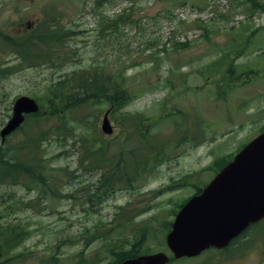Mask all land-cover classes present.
I'll use <instances>...</instances> for the list:
<instances>
[{"label":"rangeland","instance_id":"1","mask_svg":"<svg viewBox=\"0 0 264 264\" xmlns=\"http://www.w3.org/2000/svg\"><path fill=\"white\" fill-rule=\"evenodd\" d=\"M255 2L264 5V0H0V131L17 98L30 96L47 109V88L73 71L99 68L120 77L123 70L135 96L111 113L112 136L101 131L110 105L98 103L99 109L80 112L83 124L70 123L72 138H51L42 147L54 174L47 193L23 184L0 186V224L18 226L23 238L17 249L2 254V262L21 253L22 261L11 264H116V254L128 249L170 253L165 239L179 207L216 176L222 159L232 161L264 132V10ZM47 22L70 35L50 59L36 57L48 48L35 43L37 51L24 61L12 40L32 38ZM243 43L247 47L236 50ZM137 114L146 118L139 129L165 152L161 165L145 178L97 189L108 163L127 160L138 143L136 135L128 137L123 119ZM167 138L172 144L165 145ZM101 143L107 161L93 168L86 156ZM171 261L264 264V223L227 250Z\"/></svg>","mask_w":264,"mask_h":264},{"label":"trees","instance_id":"2","mask_svg":"<svg viewBox=\"0 0 264 264\" xmlns=\"http://www.w3.org/2000/svg\"><path fill=\"white\" fill-rule=\"evenodd\" d=\"M102 1L104 0H97L99 4ZM256 3L258 2L254 3L255 6L264 10L263 4L258 5ZM168 13L171 12L168 11ZM124 15L125 13L120 15L119 18ZM105 18L104 16L102 20H105L104 23H107L108 20ZM44 25L46 29L36 33L32 38L22 41L12 40L10 45H13L20 52L24 61L27 58L32 59L30 56L31 51H37L38 47L34 49L35 43H40L47 46L45 48H48L46 51H38L36 57L39 59H50L54 55V48H57L61 40L66 39V35H70V32L63 31L56 24L50 25L47 22ZM51 46L53 47L50 48ZM246 47V44L243 43L237 45L236 50H242ZM250 72L255 75L257 74L253 70ZM120 73V77H115L106 74L104 70L99 68H86L78 72L66 73L62 79L52 83L47 88L45 94L47 106L49 105L48 108L45 109L44 104H40L38 101L41 108L40 111L28 116L24 125L15 133L21 135V137L14 141L9 138L0 146V186H18L23 184L30 186L33 190L43 188L44 193H47V188L50 187L54 180V174L49 169L42 147L51 141V138L60 139L67 136L72 138L70 123L75 121L83 124L85 117L79 115L80 112L88 107H97L96 104L98 103H107L113 112L129 105L135 96L127 85V78L123 75L125 71L122 70ZM55 118H58L59 122L46 126L48 122ZM123 119L128 123L125 129L128 137L131 139L132 136L136 135L134 139L138 143L128 151L129 157L127 160L120 158L117 163L115 161L108 163L110 164L108 168H111V171L108 173V168L106 169V172L102 174V178L100 179V186L97 188L104 189L103 191L107 190L114 183V180L130 181L136 180L140 176L145 178L157 165H161L163 161L161 160V156L163 158L165 156L162 148L156 146V142L153 140L151 134L146 130L141 131L139 129L141 123H144L146 118L137 114L136 116L126 115ZM180 123L181 121L176 124L180 126ZM172 142V139L167 138L165 145L172 144ZM86 160L93 168L103 167L107 161V148L105 144L101 143L97 150L89 151ZM228 162H224L222 159L219 167H223ZM122 163L124 165L121 168ZM32 203L33 201L27 202L28 205ZM0 227V250L5 256L7 252L17 249L22 244L23 238L22 234L17 233L18 226H3L0 224ZM23 257L21 253L16 254L9 261L8 259L5 260L3 264H11L12 261L18 263L22 261ZM127 257L132 258L134 256H131L128 252Z\"/></svg>","mask_w":264,"mask_h":264},{"label":"water","instance_id":"3","mask_svg":"<svg viewBox=\"0 0 264 264\" xmlns=\"http://www.w3.org/2000/svg\"><path fill=\"white\" fill-rule=\"evenodd\" d=\"M39 104L28 96L15 100L13 115L1 131L3 141L37 113ZM106 112L102 131L113 134ZM264 218V133L249 142L213 179L202 194L178 213L167 237L176 258L195 257L211 248H224L251 223ZM1 256V253H0ZM164 253L129 260L124 264H166ZM1 264V262H0Z\"/></svg>","mask_w":264,"mask_h":264},{"label":"flooded vegetation","instance_id":"4","mask_svg":"<svg viewBox=\"0 0 264 264\" xmlns=\"http://www.w3.org/2000/svg\"><path fill=\"white\" fill-rule=\"evenodd\" d=\"M206 187V186H205ZM198 194V193H197ZM118 214V213H117ZM245 234L246 233H244L240 238H242V237H244L245 236ZM121 248H122V246H121ZM120 248V249H121ZM117 261H116V264H122V261H123V253L120 251V252H118L117 254Z\"/></svg>","mask_w":264,"mask_h":264}]
</instances>
